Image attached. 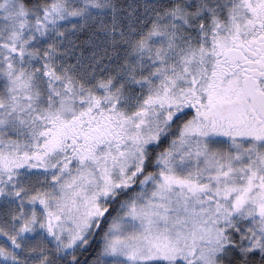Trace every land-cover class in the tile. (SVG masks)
I'll use <instances>...</instances> for the list:
<instances>
[{"label":"snow or ice","instance_id":"1","mask_svg":"<svg viewBox=\"0 0 264 264\" xmlns=\"http://www.w3.org/2000/svg\"><path fill=\"white\" fill-rule=\"evenodd\" d=\"M0 264H264V0H0Z\"/></svg>","mask_w":264,"mask_h":264}]
</instances>
